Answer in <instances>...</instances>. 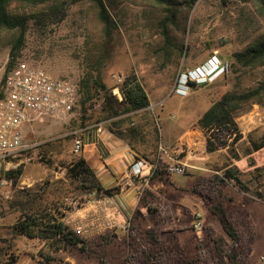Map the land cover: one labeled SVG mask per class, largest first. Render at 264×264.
<instances>
[{
  "label": "rangeland",
  "instance_id": "rangeland-1",
  "mask_svg": "<svg viewBox=\"0 0 264 264\" xmlns=\"http://www.w3.org/2000/svg\"><path fill=\"white\" fill-rule=\"evenodd\" d=\"M105 1L118 25L112 36L106 34L94 2L72 3L66 17L59 23L40 26L29 20L23 50L18 57L25 58L54 76L66 78L76 86L89 74H100L107 85L112 87L121 83L127 74L136 73L149 94L151 109L165 104L162 118L165 120L163 133L166 136L163 140H157L150 133L146 135V141H142L140 137L132 140L150 160L161 152V146L175 157L177 153L173 150L183 135L178 132V123L181 121L187 129L195 126L194 119L216 97V87L207 85L194 89L187 80L190 77L201 82L197 77L198 73L215 57L223 65L231 63L235 51L264 36V18L259 14L255 0H199L192 10L182 12L177 24L170 26L165 34L160 24L163 9L156 3L150 0ZM19 7L23 13L34 11V8ZM18 33L7 29L0 31V66L6 65L12 42ZM184 51L187 52L186 55ZM223 76L224 72L218 77H211V80L222 79L224 83ZM262 81L264 65L252 68L234 65V72L226 76V84L219 90H243L257 86ZM115 90L120 95L118 87L114 92ZM94 105L96 107L98 103ZM82 110L78 103L66 118L44 116L25 128L24 143L27 147L13 158L10 165L5 166V170H9L22 164L24 172L16 184L10 180L0 188V264H8L12 258L16 259L14 264H41L35 255L43 244L38 240L14 235L12 225L21 211L27 208V196L43 192L44 188H49L48 182L56 179L70 180L68 169L62 162L73 158L76 152L75 141L82 138ZM89 114L87 113L88 116ZM147 120L145 115L134 118L136 124ZM237 121L244 134L243 139L232 150L215 153L213 162L217 169H221L237 161L234 166L239 168L242 180L251 188L252 194H255L257 189L264 190V181L258 184L251 173L255 172L256 167L264 166V147L258 151L253 149V142H259L264 136V105L253 104ZM88 125L95 126L90 119ZM123 126L133 124L125 123ZM72 133L77 136L72 139L64 138ZM58 138L62 141L56 149L51 148L45 152L39 146ZM204 145L206 143L202 142L201 157L206 155L203 152ZM200 173L212 174V171L200 170ZM196 179L197 177L188 175L187 169L185 174H172L171 180H166L164 188L160 190L170 213L175 216L173 224L181 228L178 233L185 246L210 242L208 229L206 230L208 226L216 234L225 233L218 217L211 213L202 197L186 190ZM244 197V192L231 183L223 188L219 199L224 206L229 207L239 203L240 199L243 201ZM257 206L262 205L254 203L251 209L258 215ZM197 212L202 214L205 228L201 237L193 227ZM79 218L83 222H73L71 226L78 227L76 229L84 237L91 238L114 230L122 237L128 232L124 229L125 222L108 219L100 226H93L87 219L90 218L88 214ZM191 222L192 225L188 226ZM252 222V261L254 264H264V232L258 230L255 220ZM118 245L111 248L113 264H122L125 255L123 244ZM62 264L97 262L95 258L75 255L68 256Z\"/></svg>",
  "mask_w": 264,
  "mask_h": 264
},
{
  "label": "trees",
  "instance_id": "trees-1",
  "mask_svg": "<svg viewBox=\"0 0 264 264\" xmlns=\"http://www.w3.org/2000/svg\"><path fill=\"white\" fill-rule=\"evenodd\" d=\"M92 1L98 8V15L105 32L112 36L118 27L105 0H0V31L2 29L18 31L12 42L9 59L6 63L10 69L23 50L28 21L40 26H49L61 22L67 15L72 3ZM163 9L160 21L164 33L170 26L177 24L182 12L192 10L199 0H150ZM228 2L229 0H225ZM259 14L264 18V0H255ZM34 8L31 13H23L20 7ZM186 55L187 52L184 51ZM232 62L222 64V79L198 82L189 77L187 83L194 89L204 86L216 87V97L206 109L194 119L196 127L206 135V146L209 152L220 149L232 150L243 138L237 118L249 111L253 104L264 105V81L259 85L243 90L224 89L226 76L234 72V65L240 68H252L264 65V36L248 44L245 48L232 54ZM218 77V76H217ZM118 87L120 95L114 92ZM79 103L82 107V131L88 120L95 126L105 123L110 131L125 139L131 147L142 156L148 155L132 139L140 137L146 141V135L152 133L157 140H163L165 120L162 118L165 104L151 109V100L145 85L136 73L127 74L121 83L108 86L99 74L84 76L77 86ZM98 103L95 107L94 104ZM76 104V106H77ZM75 106V107H76ZM75 109V108H74ZM87 113H90L89 116ZM145 115V123L136 124L134 118ZM96 122V123H95ZM128 125L124 127L123 125ZM179 134L187 128L180 121ZM75 133L65 139L75 138ZM61 138L47 141L39 146L45 152L61 145ZM264 147V136L253 142V149ZM51 162V160H47ZM157 163L150 180H171L172 174L167 165L169 159L158 152L152 160ZM68 169L67 179H56L48 182L49 188L36 195L30 194L27 208L12 225L14 235L38 240L43 246L35 255L41 264H62L68 256L82 255L95 258L97 264H113L111 248L121 246L125 255L122 264H252L253 218L247 204L251 199L264 201V190L257 189L252 194L251 188L241 178V171L230 163L210 175H200L186 190L199 194L212 214L218 217L224 234H216L211 226L206 227L210 242L204 244H182L178 228L173 223L175 216L170 213L168 203L155 191L145 188L132 218L131 227L121 238L116 230L95 237H84L67 221V215L80 209L91 200L102 196H113L120 192V186L105 188L100 183L95 170L84 156L83 149L75 152L71 160L62 162ZM24 172L20 164L14 169L2 171V175L16 184ZM261 184L264 181V166L251 172ZM69 183H66V182ZM236 185L245 197L242 202L226 207L221 202L223 188L229 184ZM181 189H183L181 187ZM230 201V199H229ZM15 258L8 264H14Z\"/></svg>",
  "mask_w": 264,
  "mask_h": 264
},
{
  "label": "built area",
  "instance_id": "built-area-1",
  "mask_svg": "<svg viewBox=\"0 0 264 264\" xmlns=\"http://www.w3.org/2000/svg\"><path fill=\"white\" fill-rule=\"evenodd\" d=\"M197 77L201 82L211 80L206 75ZM77 98V86L73 82L54 76L25 58L18 57L10 69L6 65L0 66V188L10 182L2 175L5 166L27 147L24 143L25 128L44 116L54 119L68 117L74 111ZM160 148L169 159L168 170L173 174H185L189 165L174 158L162 146ZM81 149H84V140L77 138L74 150L78 152ZM189 151L192 152L191 149ZM203 152L206 155L209 152L205 145ZM156 166V162L139 155L131 165V172L139 178L150 179ZM142 193L143 189H140L139 198ZM130 227L131 220L125 221L124 229L128 231ZM193 227L201 237L205 228L199 212L195 213Z\"/></svg>",
  "mask_w": 264,
  "mask_h": 264
},
{
  "label": "crops",
  "instance_id": "crops-1",
  "mask_svg": "<svg viewBox=\"0 0 264 264\" xmlns=\"http://www.w3.org/2000/svg\"><path fill=\"white\" fill-rule=\"evenodd\" d=\"M81 136L84 140V156L90 166L95 170L102 186L105 188L120 186L121 190L113 196H102L98 199L91 200L84 207L70 212L66 217V221L70 225H73V222H76V224L83 222L79 217L85 214L90 216L87 219H89V223L93 226H100L108 219H114L120 222L131 220L139 205L140 198L138 195L140 189L144 191L145 188H150L164 199L160 190L164 188V182L166 180L157 179L152 181L146 178H139L132 174L131 165L135 162L137 156L141 154L135 151L125 139L120 138L110 131L105 124L89 126L82 131ZM202 142L206 143V135L201 128L187 129L179 138L173 150L174 153H177V155L174 154V158L189 165L188 175L198 177L199 175H210L201 174L200 170L212 171V173L218 170L214 165L213 157L215 153L226 149L208 152L205 157H201ZM231 159L234 161L233 158ZM236 163L237 161H234L230 164L234 165ZM238 202H242V199L238 200ZM254 203H260L262 205L256 207L258 215L251 209V205ZM247 207L253 220L257 223L258 230L263 233L264 201L259 198L251 199ZM192 222L188 226H191ZM119 238H121L120 235ZM253 252L252 249V264H254L252 261V256H254Z\"/></svg>",
  "mask_w": 264,
  "mask_h": 264
},
{
  "label": "clouds",
  "instance_id": "clouds-1",
  "mask_svg": "<svg viewBox=\"0 0 264 264\" xmlns=\"http://www.w3.org/2000/svg\"><path fill=\"white\" fill-rule=\"evenodd\" d=\"M223 72H224V68H223L222 64L219 62V67L213 73H209V71H206L205 75L207 77H217Z\"/></svg>",
  "mask_w": 264,
  "mask_h": 264
}]
</instances>
